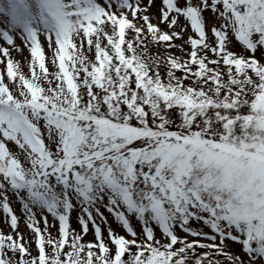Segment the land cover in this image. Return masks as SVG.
Instances as JSON below:
<instances>
[{
    "label": "snow or ice",
    "instance_id": "snow-or-ice-1",
    "mask_svg": "<svg viewBox=\"0 0 264 264\" xmlns=\"http://www.w3.org/2000/svg\"><path fill=\"white\" fill-rule=\"evenodd\" d=\"M155 4L0 0V264H264V0Z\"/></svg>",
    "mask_w": 264,
    "mask_h": 264
},
{
    "label": "rangeland",
    "instance_id": "rangeland-1",
    "mask_svg": "<svg viewBox=\"0 0 264 264\" xmlns=\"http://www.w3.org/2000/svg\"><path fill=\"white\" fill-rule=\"evenodd\" d=\"M158 6H159V0H156V4L149 10V13H148L152 17L153 23H156V16L158 14L157 13ZM205 15L206 16H210V13H205ZM183 23H184L183 18H181V24L183 25ZM0 27H3L5 29H8L9 25H8V18L7 17L0 15ZM189 34H191V30L190 29H189V31L187 33H185V38H187V35H189ZM41 41L44 43L45 51L47 52L48 51L47 43L44 41V37L43 36L41 37ZM175 43L179 45L182 42L179 41V40H177V41H175ZM15 44L17 46L23 48V52L22 53H18L15 50H11V56H12V58H14L15 60H17V61L20 62V64H21V70L25 74H29L30 69L28 67V57H29L28 49L22 44L20 38H16L15 39ZM0 45L7 46L5 44V42H3L2 40H0ZM185 47L187 48L188 46L186 45ZM159 50L161 52H163V47L161 46ZM233 50L239 52L240 51V45L236 44L233 47ZM156 51H157V47L156 46H152V52L155 54ZM173 52L176 55H182L176 49H173ZM48 54H49V56L51 55V53H48ZM4 69H5V65L4 64H0V72H3ZM9 200L11 202V206H12L15 214L19 218V232L21 234H23V236L27 239L32 234L30 233V231L25 226V220H24V216L22 214V210H21L20 204L17 202L16 198L11 195V193H9ZM99 208H100V211L104 214V216L107 217L108 224H110L114 229H116L118 232H120L119 226L114 221L112 215L109 214L106 211V209L104 208L103 205H99ZM78 214H79V208H77L72 213V226L74 228L77 227L76 217H77ZM93 214L95 215V212H93ZM51 220H52V218L49 217V222L50 223H51ZM97 223H101V221L99 220V218H97ZM131 223H132V226L135 228V230L139 233L141 229H140V225L137 223V221L135 219H132L131 220ZM192 226L195 227V228H199L200 227V225L196 224L195 222H193ZM41 227H43V224L42 223H41ZM101 227L104 228V235H105V237H107V230H106L107 226L101 223ZM203 230L204 231H209L207 228H204ZM0 231H3V233H5V234H7V233H9V232L12 231L11 228L9 227L8 223L6 222V218H5V216H4V214L2 212H0ZM51 231H52V234L53 235L56 234V230L55 229H52ZM120 234H123V232H120ZM180 235H183V233H180ZM158 238H159V234H158ZM93 239H94V237L91 234V232H89V234L87 236H85V240L86 241H91ZM189 239H192V237H189ZM34 248H35V244L33 243L31 245L32 254H34L33 252H35V249ZM229 250L232 251L233 253H238V254L243 255L241 253L240 245L237 244V243H229ZM245 259H247V257H245Z\"/></svg>",
    "mask_w": 264,
    "mask_h": 264
},
{
    "label": "trees",
    "instance_id": "trees-1",
    "mask_svg": "<svg viewBox=\"0 0 264 264\" xmlns=\"http://www.w3.org/2000/svg\"><path fill=\"white\" fill-rule=\"evenodd\" d=\"M51 67V66H50ZM161 74L163 75L164 74V69L163 68H161ZM181 73H179V72H177V75H180ZM186 83H188V81H186ZM35 249V248H34ZM34 254L33 255H35V252H33Z\"/></svg>",
    "mask_w": 264,
    "mask_h": 264
}]
</instances>
